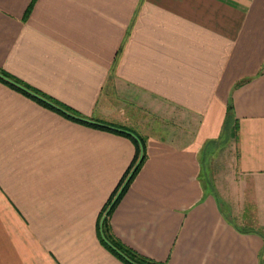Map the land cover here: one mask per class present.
<instances>
[{"label":"crops","instance_id":"obj_1","mask_svg":"<svg viewBox=\"0 0 264 264\" xmlns=\"http://www.w3.org/2000/svg\"><path fill=\"white\" fill-rule=\"evenodd\" d=\"M0 71L82 120L0 81V264H127L122 190L140 260L264 264V0H0Z\"/></svg>","mask_w":264,"mask_h":264},{"label":"trees","instance_id":"obj_2","mask_svg":"<svg viewBox=\"0 0 264 264\" xmlns=\"http://www.w3.org/2000/svg\"><path fill=\"white\" fill-rule=\"evenodd\" d=\"M0 81L10 85L14 89L20 90L23 93L29 95L31 98L35 99L39 104L46 108L57 110L59 113H61L64 117L69 118L74 121L82 122V120L79 118L77 114L72 112V110L65 108L64 106H61L59 104H56L55 102L51 101L49 98H46L37 92L29 89L27 86H24L21 82L17 81L16 79L10 77L9 75L3 73L0 71ZM89 126H92L93 128H104V129H110L113 132H116L118 134L126 135L131 137V139L134 141L136 145V154L133 160L132 165L128 169L126 175L124 176V179L120 186L126 181L124 188L127 186L130 179L133 177V175L138 170L139 166L144 160V144L143 140L139 136H134L133 134H130L129 132H126L124 129H112L109 126L97 124V123H88ZM123 191V190H122ZM122 191L117 194V191L114 193V196L111 198L109 205H108V212L106 217L103 219L102 223V238L105 242V244L108 245L109 250L113 253H115L118 257L122 258L126 261L127 264H156L151 262H146L144 260H140L135 255H133L131 252H129L127 249H125L123 246H121L118 242H116L109 232L108 227V216L113 208V206L118 202L119 197L121 196Z\"/></svg>","mask_w":264,"mask_h":264},{"label":"water","instance_id":"obj_3","mask_svg":"<svg viewBox=\"0 0 264 264\" xmlns=\"http://www.w3.org/2000/svg\"><path fill=\"white\" fill-rule=\"evenodd\" d=\"M233 124H234L233 116L231 114L227 115L224 123L222 135L218 139V141L214 144L216 148L223 149L226 147V145L228 144L231 138Z\"/></svg>","mask_w":264,"mask_h":264},{"label":"rangeland","instance_id":"obj_4","mask_svg":"<svg viewBox=\"0 0 264 264\" xmlns=\"http://www.w3.org/2000/svg\"><path fill=\"white\" fill-rule=\"evenodd\" d=\"M177 122L173 121L171 122L172 125H175ZM166 129V128H165ZM206 165H208V160H206Z\"/></svg>","mask_w":264,"mask_h":264}]
</instances>
